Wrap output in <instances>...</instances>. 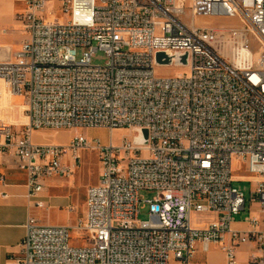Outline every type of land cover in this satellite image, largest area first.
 <instances>
[{
  "label": "built area",
  "instance_id": "built-area-1",
  "mask_svg": "<svg viewBox=\"0 0 264 264\" xmlns=\"http://www.w3.org/2000/svg\"><path fill=\"white\" fill-rule=\"evenodd\" d=\"M16 1L24 37L0 59V79L24 98L28 121L0 123V151L15 157L36 206L46 179L73 175L81 151L95 154L99 175L76 222L81 242H70L67 225L28 217L13 264H189L210 244L237 264L245 243L254 250L244 264H264V0ZM98 50L105 60L93 64ZM171 65L187 72L156 75ZM93 127L108 137L81 133ZM115 128L134 133L114 141ZM142 128L147 142L137 143ZM39 129L73 133L38 144ZM233 161L245 174H233ZM248 176L263 217L247 215L249 229L238 231L231 223L245 198L232 182Z\"/></svg>",
  "mask_w": 264,
  "mask_h": 264
},
{
  "label": "crops",
  "instance_id": "crops-1",
  "mask_svg": "<svg viewBox=\"0 0 264 264\" xmlns=\"http://www.w3.org/2000/svg\"><path fill=\"white\" fill-rule=\"evenodd\" d=\"M7 1L0 0V59H11L24 37V33H21L22 37L16 42L3 38L9 36V32L13 27L20 26L14 19L16 11L13 12L8 7ZM11 48H15L12 54H7L6 50ZM7 89L0 87V105L9 107L15 98L18 99L19 103L21 95L14 94ZM17 107H19V104ZM16 123L18 121L13 122L11 125L13 127L17 126ZM40 130L49 129H39L38 131ZM51 178L54 177L46 179L43 190L37 196L38 199L43 201V205L36 206L34 201L27 196L25 173L18 167L15 157L10 153L0 151V264H13V259L18 256L19 242L23 237L24 223L28 217L34 218L39 224H64L67 226L77 218V216H71L73 206L70 204V197L67 193L55 195L49 192L47 182ZM83 197H85V192ZM80 201L81 199H79L78 206ZM244 208L245 204L242 210ZM240 211L231 223V227L238 231L249 229L246 220L247 215L263 217L262 213L259 212V204L256 201H248L246 213L243 214ZM253 250L254 247L251 243L237 246V264H244L248 253ZM189 264H225L224 254L217 246L210 244L205 251L198 248L191 256Z\"/></svg>",
  "mask_w": 264,
  "mask_h": 264
},
{
  "label": "rangeland",
  "instance_id": "rangeland-1",
  "mask_svg": "<svg viewBox=\"0 0 264 264\" xmlns=\"http://www.w3.org/2000/svg\"><path fill=\"white\" fill-rule=\"evenodd\" d=\"M18 3V4H16ZM8 7L11 10L18 11L24 7L22 2L16 0H8L7 1ZM13 7V8H12ZM65 18V16H64ZM189 16H184L183 20L189 21ZM199 24H209V23H231L229 20H221V19H198L196 20ZM9 36H4V39H11L14 42L22 37L23 31L20 26L13 27L12 30L9 32ZM15 48L7 49V54H12V51ZM84 50V48H78L76 52V58L80 56V53ZM105 60V56L102 51H96L95 54L91 57V63L93 64H102ZM180 72L186 73V69L184 67H176V66H169V67H159L156 69V75H175ZM0 87L3 89H7L8 85L2 79H0ZM8 90V89H7ZM19 104V107L17 105ZM18 121L16 123V127H20L27 123L28 119L26 117L25 112V100L22 96H20V101L18 103V99H14L12 104L9 107H4L0 105V123L5 122L9 124H13V122ZM126 130V131H125ZM128 131V132H127ZM71 129H49V130H34L31 133V140L34 143H57V144H64L66 143L70 136H71ZM126 132V133H125ZM81 133L86 136L91 137H100L102 139H106L109 135V130L103 127H93V128H83L81 129ZM134 132L129 131L125 128H115L112 132V136L114 141H117L120 135H132ZM232 170L233 174H245V166L244 164H239L236 161L232 162ZM99 175V164L95 154L91 151H81L80 152V163L78 167L75 169L73 176L71 177H54L51 178L49 182H47V187L50 193L52 194H63L67 193L70 197V204L73 206L71 210V216L77 218L69 225L70 228V242L73 244H77L81 242L80 239V232L75 227L77 219L80 217V212L83 206V193L88 185L95 183L96 179ZM244 179L247 177H243ZM251 182L248 180H241L236 179L232 182V184L237 187L239 190L243 192L245 198V208L241 210V213H246L248 208V201H249V191L254 184L253 178H251ZM156 194V191L153 189H142L140 191V195L143 198H151ZM79 199L80 205L78 206ZM147 203H143V206L140 208V212L137 215V218L140 220H144L147 218ZM79 214V215H78ZM213 216L212 213H193L191 215L192 221H204L209 219Z\"/></svg>",
  "mask_w": 264,
  "mask_h": 264
},
{
  "label": "water",
  "instance_id": "water-1",
  "mask_svg": "<svg viewBox=\"0 0 264 264\" xmlns=\"http://www.w3.org/2000/svg\"><path fill=\"white\" fill-rule=\"evenodd\" d=\"M155 59L157 62L162 63H169L170 62V56L165 54L164 52H157L155 54ZM182 61H184V57L181 58ZM140 135L135 139L137 143H146L147 142V130L145 128H142L139 130Z\"/></svg>",
  "mask_w": 264,
  "mask_h": 264
},
{
  "label": "bare ground",
  "instance_id": "bare-ground-1",
  "mask_svg": "<svg viewBox=\"0 0 264 264\" xmlns=\"http://www.w3.org/2000/svg\"><path fill=\"white\" fill-rule=\"evenodd\" d=\"M126 131V130H125ZM128 132V131H127ZM126 133V132H125ZM248 177H251V176H248ZM251 178H253L254 179V177H251Z\"/></svg>",
  "mask_w": 264,
  "mask_h": 264
}]
</instances>
